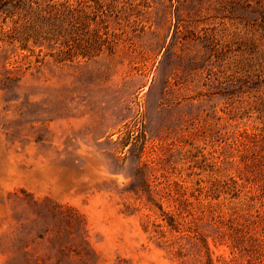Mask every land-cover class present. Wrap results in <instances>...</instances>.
<instances>
[{"label":"rangeland","instance_id":"rangeland-1","mask_svg":"<svg viewBox=\"0 0 264 264\" xmlns=\"http://www.w3.org/2000/svg\"><path fill=\"white\" fill-rule=\"evenodd\" d=\"M70 1L113 52L0 0V264H264V0Z\"/></svg>","mask_w":264,"mask_h":264},{"label":"trees","instance_id":"trees-1","mask_svg":"<svg viewBox=\"0 0 264 264\" xmlns=\"http://www.w3.org/2000/svg\"><path fill=\"white\" fill-rule=\"evenodd\" d=\"M2 7L13 20L7 38L10 43H19L22 50L34 51L31 45L50 44L58 49L57 56L62 60L76 56L90 59L105 49L114 50L106 22L99 14L101 7H77L70 0H4ZM71 41L81 51H75Z\"/></svg>","mask_w":264,"mask_h":264}]
</instances>
